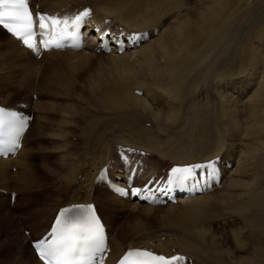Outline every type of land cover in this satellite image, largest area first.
I'll use <instances>...</instances> for the list:
<instances>
[{"label":"bare ground","instance_id":"obj_1","mask_svg":"<svg viewBox=\"0 0 264 264\" xmlns=\"http://www.w3.org/2000/svg\"><path fill=\"white\" fill-rule=\"evenodd\" d=\"M250 1L32 0L33 7L49 14L90 8L91 20L86 23L89 32L99 29L150 36L138 48L106 54L108 69L90 77L89 94H79L75 106L52 102V90L66 102L75 101L71 96L78 87L75 81L85 78L87 72L81 61L92 57L98 35L92 36L82 50L49 51L38 60L0 28V72L17 62L21 69L32 64L34 76L40 67L41 92L52 98L51 104L44 98L33 102L32 84L29 97L17 101V106L1 97L0 106H26L37 115L50 109L63 127L53 133L64 139L71 129L80 127L83 117L77 113L82 105L96 108L87 134H79L76 146L80 147L71 155L62 154L57 168L49 162L46 172L42 171L45 179L33 168L35 155L25 150L28 131L15 157L0 159V189L27 197L23 216L29 219L18 217L20 223L30 227L33 234L48 222L46 233L61 208L94 200L108 228V264H116L124 251L132 248L151 249L166 256L182 254L187 264L190 260L191 264H264V0L252 3L254 8ZM125 146L137 151L135 155L143 161L142 182L172 166L218 157L232 166H224L219 186L206 194L187 201L177 198L176 204L163 207H147L124 200L96 183L97 174L106 165L111 179H124L120 172L124 166L116 150ZM204 172L202 169V176ZM44 187H48L46 191L53 187L44 197L45 211L38 205L39 199L31 198ZM62 195L61 203L52 207L51 198ZM113 204L122 211L123 220L128 211L133 213L120 226L124 235L115 233V238L110 232L112 224L98 210ZM4 222H0L4 233L10 230L16 238L20 226L8 223L11 225L5 227ZM166 224L176 227L175 233L147 231L153 225L162 228Z\"/></svg>","mask_w":264,"mask_h":264},{"label":"rangeland","instance_id":"obj_2","mask_svg":"<svg viewBox=\"0 0 264 264\" xmlns=\"http://www.w3.org/2000/svg\"><path fill=\"white\" fill-rule=\"evenodd\" d=\"M256 1H258V0H251L250 2H251V4L254 3L256 5V3H257ZM190 3H192V0H191ZM254 4H252L253 8L255 6ZM39 8H40V10H42L41 7H39ZM253 42H254V44H253ZM254 46H255V41L252 39L251 47L253 48V50H254ZM91 56L92 57L84 58V60L81 61V64L85 65V68H86L87 72H86V75H84L85 78L83 77L84 80L80 79V80H76L75 81V84H77L78 87L75 88L73 90V92H71L72 99L75 100L74 102L73 101L66 102L67 100L62 98V97H60L61 98L60 99L55 94V92L53 90H52L53 93L51 94V97L53 99L51 97H48L47 95H45L44 92H41L44 89L43 90L40 89V87L44 88V87L40 86V85H42V82H43V76H41L42 75V69L40 67H36L37 72L33 76V74H32L33 65L32 64H26V65H24V68L21 69L17 62L15 63V66H12V68H7L4 71L0 72V79L2 80V81H0V83L3 86V87H0V90H2V93H0V97L2 99H4V101L7 102L8 104L12 103V104L17 105V101L23 100L25 97H29V94L31 92V87H32V84H33V91H32V93L34 94L32 96L33 97L32 98L33 102L36 101L37 98H38V100L43 101V98H44L45 99L44 102L45 101H46V103L48 102L47 104H51L52 102H55L56 104H59V105H66V104L71 105L72 104V106H75V105H77L76 100H77V96H79V94H83V95H86V93L89 94L88 91H87V89H88L87 88L88 87L87 83L89 82L90 77H95L99 73H101L102 71H105L106 69H108V66H107V63H108L107 61L108 60L107 59L109 58V55L95 53L93 51V49H92V55ZM61 57L65 58L66 56H61ZM77 59L78 58H76L75 60H77ZM38 60H40V59H38ZM75 60H74V62H75ZM36 78H38V79L36 80ZM77 81L79 82V84H78ZM60 85H63L62 82L60 83ZM60 87H61L60 88V92H61V89H62L63 86H60ZM82 89H85V90H82ZM75 90H77V91H75ZM43 95H45V96H43ZM50 98L52 99V102H51ZM62 100H64V101H62ZM49 102H51V103H49ZM49 107H50V105H48V108ZM32 108H33V106H32ZM82 108H84V110L87 111L89 114H87L84 110H83V112H81ZM82 108L77 113V115L81 114V116L83 117L82 120L79 122V124L81 123L80 127H78V128L76 127L77 128L76 130L75 129H71V132H70L71 134L68 135L70 137H68V136L65 137L66 140L64 138H62V137L58 138L57 136L59 134H54L55 132H57L58 129H59L58 131H62V129H63V127L59 123V121L56 120V119L59 120V117L55 116V112L54 113H52L53 111L49 112V111H51L50 109H48L49 111H47V112H45L44 110L43 111L41 110V111H39V113L37 115V112L31 110L32 113H33V120H32V123H31V127L29 128V130H28V132L26 134L27 136L25 138V141H26L25 150L27 149V151H30L33 157L35 155L33 168L35 169L36 172H38L37 174H38V176L40 178L42 177V178L45 179L47 177V176H45L44 172H46V170H44V169L46 167L48 168L49 165L47 166V164H49V162L50 163L54 162L53 164H55V167L57 168L56 165L58 163L59 164L61 163V158L64 157L63 156L64 154L69 153V155H71V153H73L74 151H76V149L78 147H80V146H76L77 143H79V140H80L79 134H87L88 131L86 130V127L91 124V117L90 116L94 112H96L95 111L96 108L94 110L93 109L91 110V106L85 107V105H82ZM174 108L177 109V107H175V105H174ZM51 109H52V107H51ZM88 110H90V112ZM40 112L43 115L45 114L44 115L45 118L42 117L43 115ZM60 112H61V110H60ZM47 113H49V115H47ZM71 114H74V113H71ZM36 115L38 117H36ZM87 115H88V117H87ZM46 117L48 118L47 122H46V120H47ZM43 119H45V120H43ZM56 124H58V126H60L61 128L60 127L58 128V126ZM145 127H146V125H145ZM42 128H44V129H42ZM54 129H56V130L54 131ZM53 131H54V133H53ZM53 134H54V137L56 135L55 138H58L57 140L53 137ZM71 135H74V136H71ZM60 138H62L64 140V142ZM67 141L69 142V144H68ZM61 142L64 143L65 145H67L66 146L67 148H65V146ZM60 143L62 145H60ZM56 144H57L58 147L54 146ZM70 145H72V148H70L71 147ZM52 146H54V147H52ZM59 146L60 147L63 146L62 148L64 149L65 152L63 151V149H60ZM54 148L56 150L58 149L59 151L57 150L58 151L57 152ZM61 150H62V152H61ZM196 153L198 155V151ZM50 168H52V167H50ZM12 169H13V172H14L16 170V167H14ZM43 170H44V172H42ZM19 178H20V176H19ZM47 188L48 187H44L42 192H35L31 196L33 201H36L37 199H39L38 205L39 206H43L44 211L46 210L45 209L46 208V206H45V202L46 201L44 200V197L49 195L50 191L53 190V187H51L50 190L48 189V191H46ZM9 189L10 190H15L14 187L12 188L11 186H10ZM5 192L6 191H2L0 189V197H2V198H0V200L2 199V201H0V222L6 221V222H4V226L5 227H8V226H6V225H9L8 223L15 224V225L17 224V226H20L19 227V229H20L19 231L20 232H19V235L16 232L17 235H16V238H15L14 234L10 230H9L8 233H6V232L4 233L5 230L2 227V225H1L2 223H0V229L2 227V229L0 230V264H37V261H36L34 255L32 253V250L30 248V241L31 240H36L40 235H42L44 233V231L48 228L47 227L48 222H47L45 228H43L41 230H38L37 232H34L32 234V231H30L31 228L28 227L27 225H26L27 226L26 227L25 225L20 223V221L18 220V217L19 218H24L25 216H27V215L23 216V214H25V212L27 211L25 209V206H26V201L25 200H26L27 197H25V195L23 193L18 194V192H15L16 193L15 200L16 199L18 200V198L20 200H18V201L14 200V202H13V201H10V196H9L11 194V192H13V191L6 192V193ZM97 193L98 192H96V194ZM17 196H19V197H17ZM24 197H25V199H24ZM63 197H64V195H62L59 198H51V200L53 202L52 203V207H53V205L58 203L60 201V199L63 198ZM8 199H9V201H8ZM16 202H17V205H16ZM19 203H20V205H19ZM23 203H24V206H23ZM60 203H61V201H60ZM60 203H59V205H60ZM93 203H95L94 200H93ZM96 204L97 203H95V205ZM17 206H18V208H17ZM22 206H23L24 209L22 208ZM28 206H30V202H29ZM19 207H20V210L22 212L19 211ZM98 208H100V207L98 206ZM23 210H25V211H23ZM30 210H31V208H30ZM98 210H100V213H102L104 215L105 219L108 222H110V224H112L111 229H110L112 237L114 236V238H115V233H118V234L120 233V236L124 235V234L121 233L120 226L123 224V222L128 221V220L131 219V217H132L131 215L133 214L131 211H128L126 213V215L124 216L125 218L123 220V218H122V214L123 213H122V211H120V209L117 206V204H113L111 206H107L106 208L104 207V210L103 209H98ZM157 211H159V210H157ZM160 211L162 212V211H165V210L160 209ZM18 214H20V215L18 216ZM35 216L36 215H33V217H35ZM27 217H25V218L29 219ZM50 218H49L48 221H50ZM32 220H35V219H32ZM32 220H30L29 222H31ZM117 222H119V223H117ZM155 226H157V225L151 226V229H149L147 231L148 232H157V233L166 231L167 233H175L174 230H175L176 227H174V226L171 227V226H168V225L167 226L164 225V226H162V228L161 227H155ZM115 227H116V229L113 232V228H115ZM24 228H25V230H23ZM19 236L22 239H20Z\"/></svg>","mask_w":264,"mask_h":264},{"label":"snow or ice","instance_id":"obj_3","mask_svg":"<svg viewBox=\"0 0 264 264\" xmlns=\"http://www.w3.org/2000/svg\"><path fill=\"white\" fill-rule=\"evenodd\" d=\"M89 15L90 10L85 9L71 21L74 38L78 36L76 30L86 22ZM35 18L38 20L41 32L43 33L45 30L49 32L50 39L43 42L45 48L53 46L52 39L62 40L68 34L69 22L67 20L61 22L55 17H48L40 13H36ZM61 23L64 24V28L56 33V28ZM0 26L22 41L28 49L35 50L34 14L29 10L28 0H0ZM55 46L60 47L61 44L56 43ZM25 123L24 117L0 108V149L4 147L5 143L12 147L18 146V138ZM5 128L12 129L6 140ZM198 169H204L208 176L215 173L213 161L206 164L173 167L167 177L169 185H185L194 178ZM130 171L133 170L130 169ZM112 190L120 195L129 194L128 191L119 187H113ZM140 191L137 188L130 189L132 195H139ZM73 212L86 213V215L72 218L70 214ZM51 237L50 243L40 240L34 245L39 259L44 264H72L71 257L75 253L103 251L101 224L97 216V209L91 204L87 206L74 205L72 208L62 209L56 219V226L52 229ZM180 259V257L169 259L164 255H156L147 250L130 249L120 259L119 264H173V262L178 264Z\"/></svg>","mask_w":264,"mask_h":264}]
</instances>
